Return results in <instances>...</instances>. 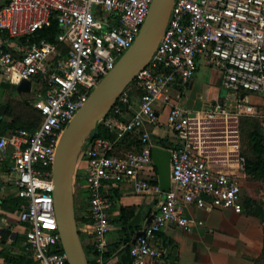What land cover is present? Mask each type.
<instances>
[{
  "label": "built area",
  "instance_id": "built-area-1",
  "mask_svg": "<svg viewBox=\"0 0 264 264\" xmlns=\"http://www.w3.org/2000/svg\"><path fill=\"white\" fill-rule=\"evenodd\" d=\"M152 2L0 1V72L11 82L13 73L19 82L31 79L30 101L42 113V123L34 130L3 133L0 129V158L10 150L12 183L23 198L19 216L27 224L35 264H71L62 245L53 193L58 145L69 121L135 41ZM53 19L60 26L56 39L36 37ZM200 55L223 72L224 87L238 102L235 113L222 101L202 110L180 104L182 93L176 88L194 77ZM135 84L143 91L139 107L125 119L119 116L131 104L126 89L114 112L103 120L116 137H92L81 159L87 163L84 180L90 220L78 221L79 229L92 234L98 264H112L107 253L108 235L114 228L113 202L104 192L107 181L132 179L136 192L165 196L161 210L133 242L131 264H150L166 256L169 248L156 244L158 234L170 223L191 230L196 222L187 214L191 205L209 211L244 209L243 183L229 168L236 162L243 170L241 145L230 139L229 129L217 135L213 124L231 114L255 112L242 96L245 92L264 95V0H175L166 31ZM159 101L168 108V122L179 136L171 149L169 190L142 176L153 163V141L145 127L158 122ZM129 134L140 140V149L119 147ZM220 136L226 138L216 139ZM212 162L228 168L217 169ZM79 173L75 187L82 178Z\"/></svg>",
  "mask_w": 264,
  "mask_h": 264
},
{
  "label": "crops",
  "instance_id": "crops-1",
  "mask_svg": "<svg viewBox=\"0 0 264 264\" xmlns=\"http://www.w3.org/2000/svg\"><path fill=\"white\" fill-rule=\"evenodd\" d=\"M197 61L198 68L191 81L185 86L176 88L182 93L180 104L191 110H202L210 109L214 104L224 99L230 101V97L235 100L234 93L229 91V95L223 94V72L217 66L209 63L203 55L198 56ZM0 78V83L7 89L13 88V83L5 76L3 77L1 72ZM4 80H8L10 85L4 84ZM188 90H196V95L192 98L191 103L186 105L183 96ZM244 95L246 98L248 97V95ZM263 99L264 95L261 94L260 98L249 101L263 103ZM139 105L140 101L138 100L134 110ZM156 108L159 116L158 122L149 123L145 127L150 131L153 141V163L143 171L142 176L153 182L162 183V171L168 165H170V170L172 168L171 149L179 143V136L168 122V108L161 101L157 103ZM120 148L128 150L126 146H120ZM12 164L13 158L8 150L5 156L0 158V264H35V258L28 243V227L19 216L20 208L15 210L10 208L14 204L11 203V197L18 194L15 184L12 183V179L15 177ZM86 164V161L80 162L78 171L82 178L79 179V183L75 187L78 219L89 215L87 204L89 192L84 180ZM212 165L217 169L228 168L214 162ZM229 168L232 172L240 175L245 195L256 197L248 187L247 174L239 168V165L234 162L229 165ZM169 186H173L172 180ZM255 191L260 194L264 193L260 187H256ZM104 192L108 197H111L113 202L111 220L114 223V228L108 235L109 244H115L116 240L121 239L122 225L115 222V218L120 215V205L138 207L137 213H141L139 222V232H141L151 218L161 210L165 201L164 194L136 192L132 179L122 182L107 181ZM261 200L264 201V197ZM187 214L196 219L193 228L188 230L173 223L166 225L159 232L156 244L165 246L168 244L169 253L162 258L151 260L150 264H254V259L261 254L264 246V224L260 217L251 215L244 209L235 211L219 208L209 211L195 205H191L187 209ZM79 221L86 222L80 219ZM82 236L85 237V244L92 247L94 254L92 234L83 232ZM124 245L125 243L122 242L117 250H122ZM111 259L112 264H121L118 252H115Z\"/></svg>",
  "mask_w": 264,
  "mask_h": 264
},
{
  "label": "water",
  "instance_id": "water-1",
  "mask_svg": "<svg viewBox=\"0 0 264 264\" xmlns=\"http://www.w3.org/2000/svg\"><path fill=\"white\" fill-rule=\"evenodd\" d=\"M174 2L175 0H153L148 16L133 44L93 89L62 133L53 169V193L62 245L71 264H91L79 229L77 213L75 178L80 161L100 123L108 116L139 72L150 63L168 26ZM7 90V87L0 83V121L6 116L9 108ZM17 90L20 93H29L32 90V80L23 79L17 84ZM170 183L171 170L168 165L162 171L161 185L164 190H169ZM140 218L141 213L138 212L131 224L139 223ZM140 233L143 231L137 235Z\"/></svg>",
  "mask_w": 264,
  "mask_h": 264
},
{
  "label": "trees",
  "instance_id": "trees-1",
  "mask_svg": "<svg viewBox=\"0 0 264 264\" xmlns=\"http://www.w3.org/2000/svg\"><path fill=\"white\" fill-rule=\"evenodd\" d=\"M59 32L60 26L58 22L53 19L47 25L38 30L36 37H45L54 41ZM127 89L131 94V104L125 105L122 108L123 114H119V116L123 119L134 112V107L143 93V91L136 86L135 80L128 86ZM8 93L9 108L6 116L0 121L1 132L7 133L23 128L34 130L40 126L42 123V113L40 108L35 106L30 101V98L20 99L12 95L10 92ZM245 94L247 95V92H245ZM115 108L116 107H114L110 113L114 112ZM246 123L249 124L246 132L248 137V147L247 149L241 151V154L243 155V170L247 174V178L249 180L264 182V121L261 122L255 117L246 116ZM92 137L112 139L116 137V132L113 131L105 121H102L93 133ZM120 146H126L128 149H140L141 143L136 135L129 134L119 143V147ZM88 199L89 196L87 197V204ZM10 200L11 203H14L10 207L11 210L21 208L23 198L18 194L11 197ZM243 203L244 210L251 215L260 217L264 224V201L251 195H245ZM137 211L138 207L136 206L120 205V215L115 218V222L122 225V229L120 230L121 239L116 240L115 244H110L107 256L111 257L115 252H118L121 264H131L133 261L131 247L135 236H137L139 232L140 223L131 224V220L135 217ZM79 219L82 221H89L90 217L89 215H84L79 217ZM122 242H124L125 245L122 250L118 251V246ZM167 246L169 247L168 244ZM86 249L91 264H98L95 259L96 251L94 250L95 253L93 254L92 247L90 245H86ZM254 264H264V246L261 254L254 259Z\"/></svg>",
  "mask_w": 264,
  "mask_h": 264
},
{
  "label": "rangeland",
  "instance_id": "rangeland-1",
  "mask_svg": "<svg viewBox=\"0 0 264 264\" xmlns=\"http://www.w3.org/2000/svg\"><path fill=\"white\" fill-rule=\"evenodd\" d=\"M0 1L1 2H6V0H0ZM3 82L7 86L10 85L8 80H4ZM18 82L19 81H17L16 74L13 73V77H12V83H13L12 87L13 88H11L10 90L8 89L7 92L12 93V95H14V96H16L17 98H20V99L33 97V95L31 93H20V92H18V90H17ZM222 89H223V94L225 96L229 95V90H227L223 85H222ZM195 95H196V90H194V91H191V90L185 91V96H183V97H184V100L186 102L184 101V104H186V105L190 104L191 101H192V98ZM247 95H248V97H247L248 100H247L246 103L248 105L255 106V110H254L255 112H252V113H244L243 112V113H241L238 116H233V114H231V116L226 121H224V119H222L223 121L213 124V126H215L214 128L216 130H218L216 132L217 135H224L225 133L222 132V130L229 129L230 130V132H229L230 139H236V142L241 145V151L247 149V147H248V145H247L248 137H247V133L246 132H247V128L249 127V124L246 123V116L255 117V118L258 119V121H261V122L264 121V99H263V103L249 101L250 99L254 100V99L260 98L261 94L257 93V92L249 91L247 93ZM222 103L225 106H227L229 111L232 112V113H235L238 110V109H236L238 102L236 100L232 99L231 97H230V101L224 99L222 101ZM224 138H226V137L225 136H222V137L220 136V137H217L216 139H224ZM242 157H243V155H242ZM247 183H248V187H249L251 193L256 195V198L263 199L264 193H262V194L256 193L255 189H256V187H260V189L262 191H264V182L263 181L254 182L252 180H248ZM245 194H246V192H245ZM76 203L78 205V201ZM77 213L79 214L78 211H77ZM83 239L85 241V237L84 236H83Z\"/></svg>",
  "mask_w": 264,
  "mask_h": 264
}]
</instances>
